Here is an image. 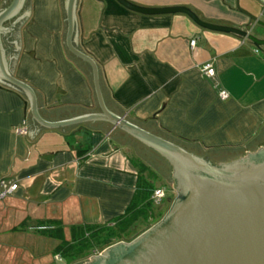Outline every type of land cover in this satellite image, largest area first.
<instances>
[{"label": "crops", "instance_id": "1", "mask_svg": "<svg viewBox=\"0 0 264 264\" xmlns=\"http://www.w3.org/2000/svg\"><path fill=\"white\" fill-rule=\"evenodd\" d=\"M128 1L186 6L264 37V27L236 9L264 21L262 0ZM26 12L1 33L5 70L34 89L46 120L98 111L89 67L65 47L64 0H24L16 19ZM76 24V44L96 62L110 111L217 164L264 147V53L247 40L201 28L183 13L142 14L116 0H77ZM207 63L215 79L202 75ZM30 119L25 96L0 83V180L17 184L0 199V264H57L64 260L53 254L58 241L34 227L61 226L70 239L73 226L122 214L149 169L156 188L172 181L165 157L107 122L43 128L31 139ZM23 121L20 135L14 128Z\"/></svg>", "mask_w": 264, "mask_h": 264}, {"label": "water", "instance_id": "2", "mask_svg": "<svg viewBox=\"0 0 264 264\" xmlns=\"http://www.w3.org/2000/svg\"><path fill=\"white\" fill-rule=\"evenodd\" d=\"M116 1L142 14L183 13L201 28L238 36L264 53V37L241 27L203 20L186 6L143 7L128 0ZM4 2L0 0V36L7 31L11 33L13 24L29 15L26 12L16 19L24 0ZM76 3L77 0H64V43L68 52L90 69L99 109L96 112L57 121L44 119L39 113L34 89L5 70L0 40V83L25 96L31 115L29 137L32 139L43 128L107 122L165 157L172 165V180L175 182L172 186L177 191L158 221L132 240L104 248L86 264H264V147L217 164L110 111L104 102L96 62L76 44ZM236 9L264 27V21L238 3ZM12 21L9 27H5ZM11 42L15 45V41Z\"/></svg>", "mask_w": 264, "mask_h": 264}, {"label": "trees", "instance_id": "3", "mask_svg": "<svg viewBox=\"0 0 264 264\" xmlns=\"http://www.w3.org/2000/svg\"><path fill=\"white\" fill-rule=\"evenodd\" d=\"M142 164V163H141ZM148 168L145 165L140 167ZM147 177L140 176L134 195L124 212L105 224L77 225L71 229L70 239H65L61 226L47 225L48 229L41 230L42 234L58 241L53 249V254L61 257L67 264H82L94 252L119 241H130L138 233L149 228L162 217V212L157 210L151 195L154 178L157 175L150 169ZM23 223L14 229H20ZM44 225V224H39Z\"/></svg>", "mask_w": 264, "mask_h": 264}, {"label": "built area", "instance_id": "4", "mask_svg": "<svg viewBox=\"0 0 264 264\" xmlns=\"http://www.w3.org/2000/svg\"><path fill=\"white\" fill-rule=\"evenodd\" d=\"M193 42L194 41L190 42V46L193 45ZM255 51L258 52L257 49H255ZM201 73L203 76L210 78V79H215V77H216L215 69L211 63L205 64L201 68ZM218 96L220 99L224 100L228 97V93L224 89H220L218 91ZM14 130L17 134L25 135L27 133L26 121H23L20 125H17L14 128ZM16 189H17L16 183L8 184L5 180H0V199L4 198L8 194H11ZM164 197H165L164 190H163V188H159V187L155 188L152 192V195H151V199H152L154 205H156V206L160 205V203L162 202ZM34 228L37 230H44V229H48L50 227H48L46 225H38ZM56 258H58V257H56Z\"/></svg>", "mask_w": 264, "mask_h": 264}, {"label": "rangeland", "instance_id": "5", "mask_svg": "<svg viewBox=\"0 0 264 264\" xmlns=\"http://www.w3.org/2000/svg\"><path fill=\"white\" fill-rule=\"evenodd\" d=\"M152 162H153V164H156V162L154 161V160H152ZM156 181V180H155ZM165 183V181H161V180H157V184L158 185H162V183ZM167 186L165 185L164 187L166 188H164L163 190H164V193H165V197L163 198V200H162V202L160 203V205H162L161 207H162V209H163V212H162V216H163V214L166 212V210L169 208V205L171 204V202H172V200H173V198L174 197H176V195H177V191L174 189V187L172 186V184L173 185H175V182L172 180L171 182H169V181H167ZM156 184V183H155ZM166 184V183H165ZM160 188H162V187H160ZM159 205V206H160ZM158 206V205H157ZM164 207V208H163ZM143 232V231H142ZM141 233V232H140ZM140 233H138V234H140ZM137 234V235H138ZM136 235V236H137ZM135 236V237H136ZM134 237V238H135ZM119 242H121V241H119ZM122 242H128V241H122ZM102 251V250H101ZM101 251H99V252H94L92 255H90L89 257H87L86 259H85V261L82 263V264H86V263H88V262H91L92 261V259H93V257L94 256H96V255H98ZM50 257V256H49ZM56 260L58 259V258H55ZM58 261V260H57ZM57 264H66V261H64V260H62L61 262H57Z\"/></svg>", "mask_w": 264, "mask_h": 264}]
</instances>
